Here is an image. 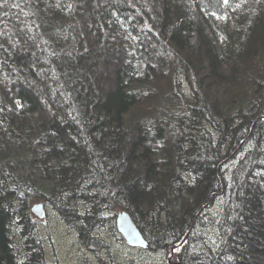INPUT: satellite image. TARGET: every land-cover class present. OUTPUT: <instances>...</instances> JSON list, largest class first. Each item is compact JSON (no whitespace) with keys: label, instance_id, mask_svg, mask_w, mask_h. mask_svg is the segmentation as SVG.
<instances>
[{"label":"trees","instance_id":"obj_1","mask_svg":"<svg viewBox=\"0 0 264 264\" xmlns=\"http://www.w3.org/2000/svg\"><path fill=\"white\" fill-rule=\"evenodd\" d=\"M37 202L84 246L124 210L179 264H260L264 0H0V264H48Z\"/></svg>","mask_w":264,"mask_h":264},{"label":"rangeland","instance_id":"obj_2","mask_svg":"<svg viewBox=\"0 0 264 264\" xmlns=\"http://www.w3.org/2000/svg\"><path fill=\"white\" fill-rule=\"evenodd\" d=\"M91 74L88 81L97 83L96 75ZM218 205L212 204L211 211L216 212ZM45 210L46 217L38 220V236L43 243L44 257L48 264H179L174 253L171 254L174 248L168 254L167 251L153 248L143 250L129 247L116 229V214L108 215L112 219L96 229L95 234L100 243H92L93 246L89 247L81 243L77 232L54 211L48 207ZM198 233L201 238L208 239L211 245H216V229H199ZM258 261L264 264V254Z\"/></svg>","mask_w":264,"mask_h":264},{"label":"water","instance_id":"obj_3","mask_svg":"<svg viewBox=\"0 0 264 264\" xmlns=\"http://www.w3.org/2000/svg\"><path fill=\"white\" fill-rule=\"evenodd\" d=\"M30 212L40 221L47 215L43 202L34 203L30 208ZM116 229L129 247L143 250L150 248L148 241L124 210L116 213Z\"/></svg>","mask_w":264,"mask_h":264},{"label":"snow or ice","instance_id":"obj_4","mask_svg":"<svg viewBox=\"0 0 264 264\" xmlns=\"http://www.w3.org/2000/svg\"><path fill=\"white\" fill-rule=\"evenodd\" d=\"M225 2H227V0H225Z\"/></svg>","mask_w":264,"mask_h":264},{"label":"flooded vegetation","instance_id":"obj_5","mask_svg":"<svg viewBox=\"0 0 264 264\" xmlns=\"http://www.w3.org/2000/svg\"><path fill=\"white\" fill-rule=\"evenodd\" d=\"M149 249V248H148Z\"/></svg>","mask_w":264,"mask_h":264}]
</instances>
